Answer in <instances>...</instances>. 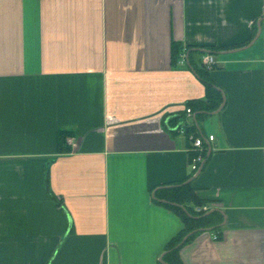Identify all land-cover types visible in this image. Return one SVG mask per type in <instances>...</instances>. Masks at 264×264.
I'll return each mask as SVG.
<instances>
[{"label":"crops","instance_id":"obj_1","mask_svg":"<svg viewBox=\"0 0 264 264\" xmlns=\"http://www.w3.org/2000/svg\"><path fill=\"white\" fill-rule=\"evenodd\" d=\"M172 42L218 48L207 135L176 129L205 87ZM199 169L220 237L181 263L264 264V0H0V264H158L183 224L156 193Z\"/></svg>","mask_w":264,"mask_h":264},{"label":"trees","instance_id":"obj_2","mask_svg":"<svg viewBox=\"0 0 264 264\" xmlns=\"http://www.w3.org/2000/svg\"><path fill=\"white\" fill-rule=\"evenodd\" d=\"M193 49L190 46L182 47L181 44L177 42L171 43V59L172 63H175L179 60L180 54L187 53L188 50ZM208 52H215L218 48H204ZM196 53V52H195ZM203 54V53H201ZM189 60H191V52L187 55ZM200 77H202V81L205 87V96L203 99L196 100H188L185 103V107L190 108L192 112H196V118L198 115L203 113L207 114L208 112H212L216 110L221 104V94L215 89L212 80L207 75V70L202 67L199 69ZM174 119L173 121H175ZM174 123V122H173ZM193 126L187 129V132H192ZM70 134L69 131L59 130L57 133V145L59 152L68 151V148L64 146L65 139ZM195 135H197L195 133ZM156 196L159 197L160 200H165L170 203H176L184 207L185 211L179 206L172 205L170 203L165 202L163 205L168 209L172 210L176 213L182 221L183 228L182 230L173 237L170 242L167 244L165 248L164 262L167 264H182L180 259L178 258L179 249L189 242L194 236L199 233L198 231L192 233L187 237V239L179 245L182 238L198 229L210 228L212 232H215L217 237H220V226L219 223L222 220V215L218 212H212L209 215L203 216L204 213H195L193 211V206H200L209 204L208 201L200 200L196 197L193 188L191 187V182L183 184L180 182L179 185L167 189L160 190L156 193ZM158 264H161L158 262Z\"/></svg>","mask_w":264,"mask_h":264},{"label":"built area","instance_id":"obj_3","mask_svg":"<svg viewBox=\"0 0 264 264\" xmlns=\"http://www.w3.org/2000/svg\"><path fill=\"white\" fill-rule=\"evenodd\" d=\"M186 59V55L185 53L180 54L179 56V61L181 63H183ZM201 64L202 67L204 69H206L207 71H210L214 68L215 64H216V58L215 56L208 52V53H203L201 55ZM185 113H186V118L181 120L180 124H178L176 126V129H178V131L180 133H186V127L192 125V111L190 110V108H185ZM187 139L188 141L191 143L190 146V152H191V156L189 159V165H190V169L194 172L197 170L199 164L202 162L203 157H204V153H203V138L195 135L194 133H188L187 134ZM208 141L213 140V136L209 135L207 137ZM211 205L210 204H205V205H200V206H193V211L195 213H206L211 209ZM214 238H216V236H214Z\"/></svg>","mask_w":264,"mask_h":264},{"label":"water","instance_id":"obj_4","mask_svg":"<svg viewBox=\"0 0 264 264\" xmlns=\"http://www.w3.org/2000/svg\"><path fill=\"white\" fill-rule=\"evenodd\" d=\"M191 51H200V52H202V53H208V51L205 50V49H201V48H193V49H190V50L187 51V55H188ZM222 106H223V104H221V105L219 106V108H218L216 111L211 112L210 114L218 113V112L221 110ZM195 117H196V115H194V116L192 117V120L195 121V120H196ZM199 171H200V169L198 170V172H197L194 176H192V177H191L190 179H188L187 181L183 182V184H186V183L191 182V180H192V179H193V178L199 173ZM168 187H170V186H163L162 188H168ZM173 187H175V186H173ZM153 195H154V194H153ZM160 201L163 202V203L167 202V201H165V200H160ZM167 203H170V202H167ZM170 204L175 205V206H179L180 208H182V209L185 211L184 207H182L181 205H178V204H176V203H170ZM214 211H217V212H219V213H222V212H221L220 210H218V209H211V210H209L208 212L204 213L203 216L209 215L210 213H212V212H214ZM209 230H210V228H205V229H198V230H194V231H192V232H189L188 234H186V235L182 238V240H181V242L179 243V245L182 244V243L187 239V237H188L189 235H191L192 233H194V232H196V231L200 232V231H209ZM165 253H166V252H164L163 254H161V256H160L159 259H158V262L161 263V264H167L166 262L163 261V257H164V255H165Z\"/></svg>","mask_w":264,"mask_h":264},{"label":"rangeland","instance_id":"obj_5","mask_svg":"<svg viewBox=\"0 0 264 264\" xmlns=\"http://www.w3.org/2000/svg\"><path fill=\"white\" fill-rule=\"evenodd\" d=\"M210 117H211V114H203V113H201V114L198 115V120L202 121V127H203L204 132L206 133V135H207V133L209 131H212L213 128H214V124L211 123Z\"/></svg>","mask_w":264,"mask_h":264}]
</instances>
